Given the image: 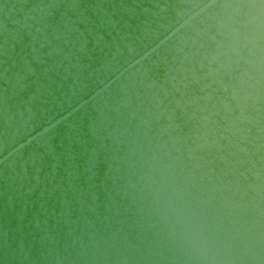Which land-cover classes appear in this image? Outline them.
Masks as SVG:
<instances>
[{"label":"water","instance_id":"water-1","mask_svg":"<svg viewBox=\"0 0 264 264\" xmlns=\"http://www.w3.org/2000/svg\"><path fill=\"white\" fill-rule=\"evenodd\" d=\"M0 264H264V0H0Z\"/></svg>","mask_w":264,"mask_h":264}]
</instances>
